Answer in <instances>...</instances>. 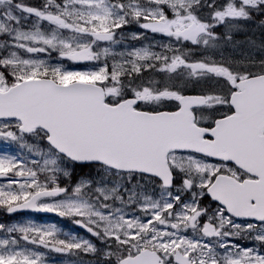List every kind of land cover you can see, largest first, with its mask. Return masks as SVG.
<instances>
[{"label":"snow or ice","instance_id":"6c2138e0","mask_svg":"<svg viewBox=\"0 0 264 264\" xmlns=\"http://www.w3.org/2000/svg\"><path fill=\"white\" fill-rule=\"evenodd\" d=\"M0 264H264V0H0Z\"/></svg>","mask_w":264,"mask_h":264},{"label":"water","instance_id":"95a60500","mask_svg":"<svg viewBox=\"0 0 264 264\" xmlns=\"http://www.w3.org/2000/svg\"><path fill=\"white\" fill-rule=\"evenodd\" d=\"M42 215H44V214H42Z\"/></svg>","mask_w":264,"mask_h":264}]
</instances>
